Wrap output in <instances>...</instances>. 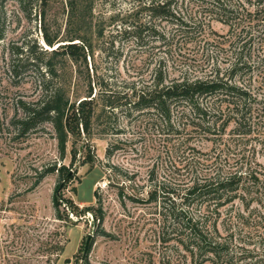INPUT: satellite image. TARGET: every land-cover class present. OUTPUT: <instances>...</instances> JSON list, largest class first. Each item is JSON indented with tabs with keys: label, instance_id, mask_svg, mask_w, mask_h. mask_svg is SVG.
<instances>
[{
	"label": "trees",
	"instance_id": "16d2710c",
	"mask_svg": "<svg viewBox=\"0 0 264 264\" xmlns=\"http://www.w3.org/2000/svg\"><path fill=\"white\" fill-rule=\"evenodd\" d=\"M49 2L42 0L41 31L52 50L31 52L51 77L35 102L22 103L23 133L51 124L64 160L69 143L91 139L101 120L124 131L117 123L124 114L164 159L163 175L150 173L146 198L139 190L129 197L152 211L159 264H264V97L254 87L256 75L264 79V0H132L109 14L97 12L98 0H68L64 38L46 24ZM117 39L144 56L120 84L88 64L96 48L107 51ZM71 153L75 160L78 151ZM90 156L88 148L83 164ZM50 172L64 181L72 171ZM57 192L56 218L65 220L69 206ZM88 211L104 221L101 208ZM148 260L157 263L155 254Z\"/></svg>",
	"mask_w": 264,
	"mask_h": 264
},
{
	"label": "rangeland",
	"instance_id": "374dc122",
	"mask_svg": "<svg viewBox=\"0 0 264 264\" xmlns=\"http://www.w3.org/2000/svg\"><path fill=\"white\" fill-rule=\"evenodd\" d=\"M67 3L50 0L45 20L50 32L63 38ZM98 5L97 12L109 14L129 9L132 0H98ZM42 10V0H0V264H67V259L69 264H83L89 236L91 247L86 256L91 264H149L148 254H155L159 264L162 244L153 236L152 211L147 204L129 198L137 190L146 198L152 170L163 175L164 159L159 157L156 141L137 133L135 122L122 113H118L117 123L124 131L105 129L101 120L94 125L91 139L69 143L64 160L51 124H38L23 133L22 103L35 102L42 95V82L51 77L37 66L38 54L31 52L36 47L52 50L43 40ZM213 27L219 33L227 32L220 23ZM47 59L44 54L42 60ZM141 62L144 56L119 39L114 48H96L95 58H88L89 69L96 66L119 84ZM81 71L86 77L83 65ZM255 78L254 87L264 97V79L261 75ZM111 147L114 150L108 154ZM88 148L93 162L83 164ZM73 150L78 151L75 160ZM55 166L72 171V178L59 192L64 181L57 172H50ZM126 176L134 179L135 189ZM56 192L64 206L73 208V204L81 214L65 208V220L57 219ZM86 207L101 208L104 221L97 220L94 211L82 212Z\"/></svg>",
	"mask_w": 264,
	"mask_h": 264
},
{
	"label": "water",
	"instance_id": "95a60500",
	"mask_svg": "<svg viewBox=\"0 0 264 264\" xmlns=\"http://www.w3.org/2000/svg\"><path fill=\"white\" fill-rule=\"evenodd\" d=\"M72 172L68 175V177L64 180V182L61 184V188L64 186V183L67 182V180H69V178L71 177ZM91 240H92V236H89L87 241H86V245H85V249H84V255H83V259L85 258V256L87 255L90 245H91Z\"/></svg>",
	"mask_w": 264,
	"mask_h": 264
}]
</instances>
